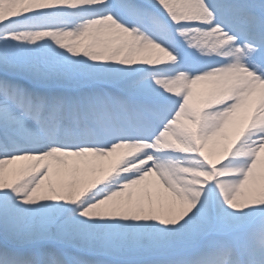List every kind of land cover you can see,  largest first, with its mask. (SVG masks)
<instances>
[{
  "label": "snow or ice",
  "instance_id": "1",
  "mask_svg": "<svg viewBox=\"0 0 264 264\" xmlns=\"http://www.w3.org/2000/svg\"><path fill=\"white\" fill-rule=\"evenodd\" d=\"M0 264H264V0H0Z\"/></svg>",
  "mask_w": 264,
  "mask_h": 264
}]
</instances>
